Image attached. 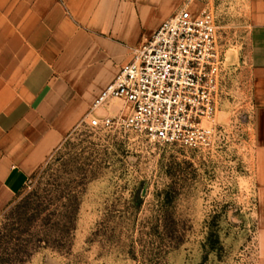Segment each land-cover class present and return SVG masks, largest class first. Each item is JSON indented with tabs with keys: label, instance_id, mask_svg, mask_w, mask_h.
I'll return each mask as SVG.
<instances>
[{
	"label": "rangeland",
	"instance_id": "obj_1",
	"mask_svg": "<svg viewBox=\"0 0 264 264\" xmlns=\"http://www.w3.org/2000/svg\"><path fill=\"white\" fill-rule=\"evenodd\" d=\"M194 5L224 50L214 146L92 129L86 111L0 210V264H257L248 21L239 0Z\"/></svg>",
	"mask_w": 264,
	"mask_h": 264
},
{
	"label": "crops",
	"instance_id": "obj_2",
	"mask_svg": "<svg viewBox=\"0 0 264 264\" xmlns=\"http://www.w3.org/2000/svg\"><path fill=\"white\" fill-rule=\"evenodd\" d=\"M188 0H0V210L144 42ZM248 21L251 180L264 264V0ZM109 107L103 111H108Z\"/></svg>",
	"mask_w": 264,
	"mask_h": 264
},
{
	"label": "built area",
	"instance_id": "obj_3",
	"mask_svg": "<svg viewBox=\"0 0 264 264\" xmlns=\"http://www.w3.org/2000/svg\"><path fill=\"white\" fill-rule=\"evenodd\" d=\"M194 2L188 0L134 48L92 101L84 121L89 128L122 129L190 151L214 146L224 50L213 9Z\"/></svg>",
	"mask_w": 264,
	"mask_h": 264
}]
</instances>
